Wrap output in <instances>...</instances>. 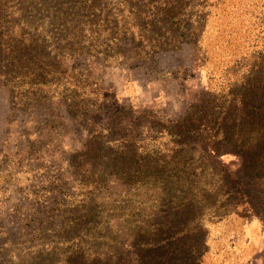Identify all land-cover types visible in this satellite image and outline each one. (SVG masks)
<instances>
[{"label": "rangeland", "instance_id": "374dc122", "mask_svg": "<svg viewBox=\"0 0 264 264\" xmlns=\"http://www.w3.org/2000/svg\"><path fill=\"white\" fill-rule=\"evenodd\" d=\"M211 10L198 42L184 31L151 60L126 38L64 62L110 97L91 124L49 80L37 95L0 76V264H264V0ZM104 136L105 171H82ZM89 201L96 233L58 242Z\"/></svg>", "mask_w": 264, "mask_h": 264}, {"label": "trees", "instance_id": "16d2710c", "mask_svg": "<svg viewBox=\"0 0 264 264\" xmlns=\"http://www.w3.org/2000/svg\"><path fill=\"white\" fill-rule=\"evenodd\" d=\"M219 1L0 0V76L14 77L21 90L25 89L23 85L37 87L34 92L37 95L49 80V89L62 92L61 97L72 112H78L91 124L97 111L108 105L110 97L104 99L99 86L93 88L87 82L93 76L89 65L78 71L66 67L64 62L83 55L104 59V53L120 56L126 38L132 41L133 61L151 60L157 52L177 48L184 31L198 42L211 9ZM117 120L133 123L143 117L122 110ZM108 138H91L76 153L84 161L79 167L82 171L103 174L106 159L113 155L105 145ZM128 153L115 154V169L122 167L120 162ZM145 153L149 155L148 151ZM92 204L89 201L85 206L66 211L67 228L56 237L58 242L74 239L79 233L88 239L96 233ZM56 246L63 249L55 244L50 246L51 251Z\"/></svg>", "mask_w": 264, "mask_h": 264}]
</instances>
